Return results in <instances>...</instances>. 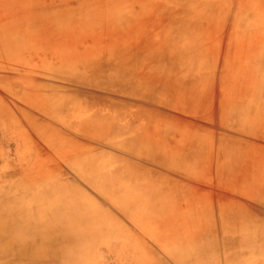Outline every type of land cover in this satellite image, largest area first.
<instances>
[{"label": "rangeland", "instance_id": "374dc122", "mask_svg": "<svg viewBox=\"0 0 264 264\" xmlns=\"http://www.w3.org/2000/svg\"><path fill=\"white\" fill-rule=\"evenodd\" d=\"M70 184L41 264H264V0H0V200Z\"/></svg>", "mask_w": 264, "mask_h": 264}, {"label": "bare ground", "instance_id": "6f19581e", "mask_svg": "<svg viewBox=\"0 0 264 264\" xmlns=\"http://www.w3.org/2000/svg\"><path fill=\"white\" fill-rule=\"evenodd\" d=\"M156 68L160 69L162 65H157ZM82 164L87 174H94L99 170L95 162L87 163L85 160ZM96 183L97 185L106 183L112 192L120 188L118 183L110 179ZM45 193L48 205L36 212L29 209L30 204L25 201L21 204L15 201L7 207L0 200V256H2L0 264H16L18 260L11 258V254L18 256L20 260H31L28 264H41L38 259L44 256L76 261L74 248L77 244L72 241L88 233L85 228L86 219H102L95 208L91 207L93 204L91 203V206L90 203L87 204L89 199L83 196V192L74 184L66 188L47 189ZM55 193L58 196H55ZM42 197L41 193L31 196L34 202ZM125 197L126 194L115 196V199L124 200ZM18 206L23 211H20ZM72 207L75 208L72 210ZM32 218L37 219V222H32ZM232 219L233 223L237 222V217L232 216ZM263 220L261 222H264ZM172 251V255L176 254L182 258L176 247L172 248Z\"/></svg>", "mask_w": 264, "mask_h": 264}]
</instances>
